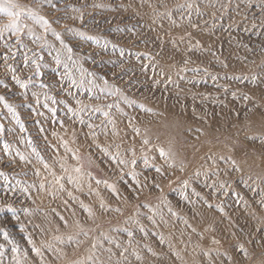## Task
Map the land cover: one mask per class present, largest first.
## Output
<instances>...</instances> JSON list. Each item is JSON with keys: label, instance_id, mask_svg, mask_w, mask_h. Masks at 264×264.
<instances>
[{"label": "rangeland", "instance_id": "374dc122", "mask_svg": "<svg viewBox=\"0 0 264 264\" xmlns=\"http://www.w3.org/2000/svg\"><path fill=\"white\" fill-rule=\"evenodd\" d=\"M12 3L0 264H264V0Z\"/></svg>", "mask_w": 264, "mask_h": 264}, {"label": "snow or ice", "instance_id": "6c2138e0", "mask_svg": "<svg viewBox=\"0 0 264 264\" xmlns=\"http://www.w3.org/2000/svg\"><path fill=\"white\" fill-rule=\"evenodd\" d=\"M18 6L14 3H12V0H0V15H4L6 17L9 18V24L4 25L2 28H0V33H2L5 29L9 30L13 35L19 36L20 32H21V24H20V18L21 16H25L27 19L31 20L33 23L39 24L42 28L45 29V31H47L50 28V24L49 21L44 19L43 17H40L37 15V13H35L34 11H32L31 9H28L26 13H22L19 11H14V9H16ZM75 11V9H74ZM52 35H54L56 37L57 40L60 41V44L62 47L67 48V45L64 44V41L60 38V34L56 33L53 31ZM36 40H40V37H35ZM68 51L71 52V48H68ZM56 62L57 64L60 63L59 60V56H57L56 58ZM33 64H36V61H33ZM25 66H27V57H26V61H25ZM36 69H37V74H39V65H36ZM13 79H16L15 77H13ZM16 83L21 87L24 88L26 87L25 84L21 83L18 79L16 80ZM73 83H75V81H73ZM105 84H107V81H105ZM5 87H7V85H5ZM118 91V90H117ZM113 93H109V95H111ZM247 99V97H245ZM0 99H3L2 97H0ZM79 103V102H78ZM111 107V106H109ZM10 108V106H9ZM11 110V109H10ZM105 116L108 115L107 112L104 113ZM89 127H91V125H89ZM4 131L3 127L0 126V134H2ZM138 133V130H136ZM144 143L147 144L148 141L144 140ZM160 155L161 157H165L167 154L163 151V149L160 150ZM119 163L124 164L125 161L120 160ZM133 164H135V161L132 162ZM145 163H147V160H145ZM171 166V165H170ZM48 166L45 164V168H47ZM63 167V166H62ZM183 170V169H181ZM76 172H79L80 169L77 168L75 169ZM156 172L160 173L161 175L162 170L160 168H156ZM39 173H37L38 175ZM58 182V181H57ZM69 182H72L71 177H69ZM136 186L137 188L140 187L139 182H136ZM185 186H187V182H185ZM61 187H63L61 185ZM41 190L44 188V185L41 184L40 186ZM113 192H115V189H113ZM101 207L103 208V204L101 205ZM8 211L12 212L13 214V218L15 217V212L12 209H8ZM116 211H119V209H117ZM89 215L91 216V211L89 210ZM85 235H87V233H84ZM132 234L129 233V236H131ZM93 247H95V245H93ZM13 251H16V249H13ZM37 254H39V252L37 251ZM245 256H247V253H245Z\"/></svg>", "mask_w": 264, "mask_h": 264}]
</instances>
